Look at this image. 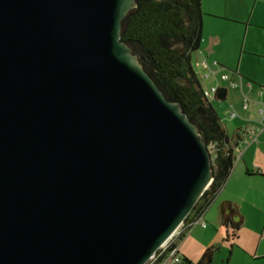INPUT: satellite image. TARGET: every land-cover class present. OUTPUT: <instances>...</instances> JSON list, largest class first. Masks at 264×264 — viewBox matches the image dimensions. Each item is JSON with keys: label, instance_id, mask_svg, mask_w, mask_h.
Here are the masks:
<instances>
[{"label": "water", "instance_id": "1", "mask_svg": "<svg viewBox=\"0 0 264 264\" xmlns=\"http://www.w3.org/2000/svg\"><path fill=\"white\" fill-rule=\"evenodd\" d=\"M135 6L0 0V264H144L210 185L195 125L121 40Z\"/></svg>", "mask_w": 264, "mask_h": 264}, {"label": "crops", "instance_id": "2", "mask_svg": "<svg viewBox=\"0 0 264 264\" xmlns=\"http://www.w3.org/2000/svg\"><path fill=\"white\" fill-rule=\"evenodd\" d=\"M201 11L204 23V18L217 20V23L214 32L208 36L201 34L199 48L193 53L195 63L202 69L198 63L202 49L208 60L212 58L223 68L232 69L239 88L231 93L229 103L232 102L230 105L240 115L228 119L227 114L221 118L222 122L238 120L231 132L225 129L228 136H233L232 168L225 184L213 199V205L211 202L200 215L206 226L194 224L187 231H192L194 226L206 229L207 216L224 229L226 236L229 231L235 234L234 237L230 234V250L236 257L235 264H264V113L257 112L259 109L264 110V0H201ZM225 28L235 31L236 36L230 39L224 36L222 33ZM212 81L220 82L216 77ZM244 95L249 98L247 109L241 107ZM244 126L256 130V136H249L247 143L243 142L239 133V128ZM236 134L239 139L234 137ZM225 200L234 203L241 216L236 230L230 224L225 227L221 222L219 206ZM212 206L215 211L210 214ZM238 219V216H232L233 222ZM188 238L184 234L178 246L183 257L190 261L186 251L181 249V243L186 248Z\"/></svg>", "mask_w": 264, "mask_h": 264}, {"label": "trees", "instance_id": "3", "mask_svg": "<svg viewBox=\"0 0 264 264\" xmlns=\"http://www.w3.org/2000/svg\"><path fill=\"white\" fill-rule=\"evenodd\" d=\"M121 22V40L136 56L142 69L164 97L177 102L195 125L205 145L213 146L212 181L184 222L201 215L225 184L233 164V136H228L222 120L204 95L192 55L202 34L201 0H135ZM231 71V70H229ZM239 139L238 134L234 136ZM222 224L233 230L240 225L236 205L225 200L219 206ZM238 216L233 222L232 216ZM184 233L180 234L181 240ZM235 234L231 233V237ZM215 247L207 248L195 264H210ZM190 261L184 258V264Z\"/></svg>", "mask_w": 264, "mask_h": 264}, {"label": "rangeland", "instance_id": "4", "mask_svg": "<svg viewBox=\"0 0 264 264\" xmlns=\"http://www.w3.org/2000/svg\"><path fill=\"white\" fill-rule=\"evenodd\" d=\"M204 19H205V23L202 20V25H203L202 34L203 36H208L211 32L215 31L217 20H213V19L207 20V18H204ZM222 34L226 37L229 36V39H230L231 36H236L237 33L235 31H228L225 28ZM230 45L231 43H229V46ZM229 50L231 51L232 49L229 48ZM198 56H201V58L205 57V54L203 53L202 49ZM209 59L213 60L212 58H209ZM191 62H192V66L194 67V70L196 71V73L201 71V69H199V67H197L195 63L196 62L195 54L192 55ZM220 69L221 70L219 72L227 73L229 80L235 79L233 76L234 74L231 71H229V70H232L230 69V67L224 66V68H220ZM213 78L214 76H211L210 78L206 79L204 81V85L209 86L210 84H219V86L222 85V86L227 87L228 89V95L224 100H219L217 99V97H213L210 99V103L216 110L219 117L224 118V116L227 115V113L229 112L228 111L229 107L232 106L230 105L232 102L229 103V97L231 96V93L234 91L235 87H232L229 85V80L226 83L213 82L212 81ZM236 88H239V87H236ZM232 107L237 111V109L234 106ZM244 113H246V111ZM222 123L224 127L226 126L225 129L228 130V132H231L232 127H234L238 123V120L236 118L232 121L222 122ZM207 149H208L210 158L212 159L214 156V148L213 146H208ZM213 203L214 202H212L211 205H213ZM214 211H215V208L212 206V208H210L209 210V213L211 214ZM205 219L208 222V227L206 229H203L199 226H194L192 227V231L191 230L187 231L189 229L188 228L183 232L185 236L189 238L186 241V248H185V244L183 248V243H181L182 245L181 249L186 251L191 261L190 264H195L197 260L202 256L204 251L209 247H215V250L212 253L210 264H235L236 257L232 255V251L230 250V234H231L230 231L229 233H227V236H226L224 229L220 228V225H217L216 222L212 221V219L207 218V216L205 217ZM229 251L231 252L229 253Z\"/></svg>", "mask_w": 264, "mask_h": 264}, {"label": "built area", "instance_id": "5", "mask_svg": "<svg viewBox=\"0 0 264 264\" xmlns=\"http://www.w3.org/2000/svg\"><path fill=\"white\" fill-rule=\"evenodd\" d=\"M199 65L202 68L201 71L197 72L199 82L202 85L204 95L210 100L216 97V92L219 84H210L209 86L204 85V81L211 76L216 77L220 82L226 83L229 80L227 73L219 72L223 68L218 61L208 60L206 57L200 58ZM231 79V78H230ZM249 84V83H248ZM229 85L232 87H239L238 82L235 80H229ZM249 104V98L243 96L241 101L242 109H247ZM227 118L232 119L239 116V113L232 107H229ZM259 114H263L264 110L259 109ZM239 133L242 135L243 142H248V137L254 138L256 136V130L252 127L244 126L239 128ZM194 224H200L202 227L206 226V223L199 216L196 219L185 223L182 222L176 230L156 249V251L146 260L144 264H184V257L179 251L180 234L186 229L190 228Z\"/></svg>", "mask_w": 264, "mask_h": 264}]
</instances>
